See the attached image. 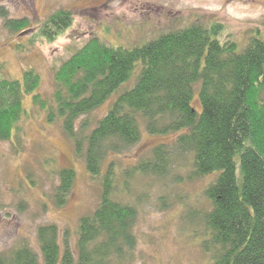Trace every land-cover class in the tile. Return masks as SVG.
I'll use <instances>...</instances> for the list:
<instances>
[{
	"label": "trees",
	"instance_id": "16d2710c",
	"mask_svg": "<svg viewBox=\"0 0 264 264\" xmlns=\"http://www.w3.org/2000/svg\"><path fill=\"white\" fill-rule=\"evenodd\" d=\"M0 18L11 33H29L16 45L20 50L52 42L74 20L69 9L54 11L36 27L3 8ZM223 30L218 21L192 23L131 48L92 37L54 69L48 97L38 91L34 68L12 78L0 62V140L19 132L30 96L47 122L61 121L75 156L100 182L97 205L78 221L74 249L66 239L59 243L55 224L37 228L43 264H125L136 244L138 207L119 193L129 195L136 175L167 177L188 154L190 179L212 176L203 190L207 208L188 211L204 222L203 264H264V34L254 30L240 44L222 39ZM107 101L93 125L80 120ZM142 129L175 137L124 170L114 160L103 169L107 154L135 145ZM58 176L53 200L60 207L75 171L60 168ZM0 264H40L39 254L20 244L0 254Z\"/></svg>",
	"mask_w": 264,
	"mask_h": 264
},
{
	"label": "rangeland",
	"instance_id": "374dc122",
	"mask_svg": "<svg viewBox=\"0 0 264 264\" xmlns=\"http://www.w3.org/2000/svg\"><path fill=\"white\" fill-rule=\"evenodd\" d=\"M0 8L10 18L27 17L33 27L59 9L73 13V24L62 35L22 50L16 45L24 43L29 33H11L3 28L0 18V62H4L7 75L19 78L24 69L34 68L41 77L38 91L43 97L53 90L54 69L92 37L131 48L163 32L213 21L224 24L222 39L227 36L240 44L254 30L264 34V0H0ZM109 104L103 103L80 120L93 125ZM193 105L199 107L197 99ZM24 106L27 114L19 122V132L9 140H0V254L26 244L43 264L37 228L55 224L59 243L66 239L74 249L78 221L97 205L100 182L75 156L73 141L63 132L61 121L47 122L44 113L31 104L30 96ZM174 137L142 129L135 145L107 154L103 169L114 160L117 168L124 170L148 156L154 146L170 144ZM191 159L188 154L165 178L136 175L129 195L119 193L138 207L136 244L125 264H203L208 258L200 247L204 222L192 219L188 211L207 208L203 190L212 176L190 179ZM60 168H72L75 179L65 204L59 207L53 193Z\"/></svg>",
	"mask_w": 264,
	"mask_h": 264
}]
</instances>
